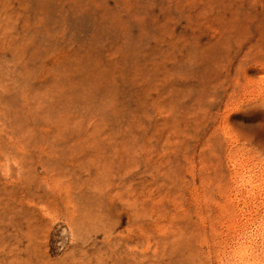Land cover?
I'll return each mask as SVG.
<instances>
[{
	"label": "rangeland",
	"instance_id": "374dc122",
	"mask_svg": "<svg viewBox=\"0 0 264 264\" xmlns=\"http://www.w3.org/2000/svg\"><path fill=\"white\" fill-rule=\"evenodd\" d=\"M0 264H264V0H0Z\"/></svg>",
	"mask_w": 264,
	"mask_h": 264
}]
</instances>
